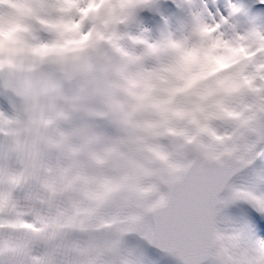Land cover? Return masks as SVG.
<instances>
[{
    "label": "clouds",
    "instance_id": "obj_1",
    "mask_svg": "<svg viewBox=\"0 0 264 264\" xmlns=\"http://www.w3.org/2000/svg\"><path fill=\"white\" fill-rule=\"evenodd\" d=\"M165 3L0 0V264H133L127 231L264 128V18Z\"/></svg>",
    "mask_w": 264,
    "mask_h": 264
},
{
    "label": "snow or ice",
    "instance_id": "obj_2",
    "mask_svg": "<svg viewBox=\"0 0 264 264\" xmlns=\"http://www.w3.org/2000/svg\"><path fill=\"white\" fill-rule=\"evenodd\" d=\"M166 4L161 7L164 14L168 11ZM257 5L261 7L257 8ZM203 6L207 9L206 15L210 23H219L237 8L241 15L246 13L248 17L264 18V0H204ZM254 167H260L264 171L262 162H257ZM243 178L254 179L251 174ZM241 223L250 234L260 236L264 232V210L248 205L243 210ZM204 227L205 216L199 200L181 194L172 211L141 229L146 236L141 244L146 254L151 255L155 250L163 249L176 255L182 264H199L191 252L201 242Z\"/></svg>",
    "mask_w": 264,
    "mask_h": 264
},
{
    "label": "rangeland",
    "instance_id": "obj_3",
    "mask_svg": "<svg viewBox=\"0 0 264 264\" xmlns=\"http://www.w3.org/2000/svg\"><path fill=\"white\" fill-rule=\"evenodd\" d=\"M165 8L168 9L169 14L176 10L175 5L172 3L165 6ZM144 15L146 22L149 24L148 20L153 19V17L148 13ZM156 19L158 20L159 18L157 17ZM262 137H264V128L257 127L250 130L241 140L236 155L237 159L252 164V169L244 177H247L249 174L254 177L251 180L242 177L237 180L238 183L243 186L250 181L251 183H255V185H250V189L247 191V199L241 200L244 208L251 205L264 210V171L260 167H254L257 165V162L264 163V159H262L264 158V139ZM250 153L253 156L251 161L247 162ZM239 189L241 187L237 188L236 191H239ZM236 199L241 198L236 197ZM230 200L231 197L228 196L227 201ZM228 223L218 217V225L215 231L217 264H264V248L261 245L264 243V236L250 234L245 230L242 223L235 218L231 220V223ZM149 224L148 218L137 222V226L130 228L126 233V238L121 242L128 255L134 257L133 264H157L156 259L151 260L145 257L148 254L143 252L141 244V240L146 238L145 233L141 229ZM134 240H138L137 243H133ZM164 259L167 262L174 261L167 257Z\"/></svg>",
    "mask_w": 264,
    "mask_h": 264
},
{
    "label": "water",
    "instance_id": "obj_4",
    "mask_svg": "<svg viewBox=\"0 0 264 264\" xmlns=\"http://www.w3.org/2000/svg\"><path fill=\"white\" fill-rule=\"evenodd\" d=\"M252 169V164L238 160L236 157L226 158L220 165L198 173L194 188L187 191H194L196 198L201 204L205 216V227L199 245L192 250L193 255L199 264H217L215 231L218 223V213L221 209V199L228 194L231 185L239 178L245 176ZM210 217V221H209ZM150 223L156 219L149 217ZM160 256L175 260L182 264V261L174 254L163 249L155 250Z\"/></svg>",
    "mask_w": 264,
    "mask_h": 264
},
{
    "label": "bare ground",
    "instance_id": "obj_5",
    "mask_svg": "<svg viewBox=\"0 0 264 264\" xmlns=\"http://www.w3.org/2000/svg\"><path fill=\"white\" fill-rule=\"evenodd\" d=\"M171 3V0H168V3L165 6H168ZM258 7H261L260 5H258ZM165 15H169V12H165ZM149 25L152 24L153 19H149L148 20ZM252 154H249V158L247 160L251 161L252 158ZM249 184V186H248ZM250 185H255V183H251V181L247 184H245L244 186L242 184H239L238 181L234 182L232 184V186L230 187L229 191H228V195L226 197H224V199L222 200V204H221V209L219 212L218 217L220 219L225 220V222H229L231 223V220H233L234 218L236 220H239V222H241V216L244 210L243 204L241 202V200L247 199V191L250 189ZM239 191H236L237 188H240ZM255 190V189H254ZM256 192V190H255ZM259 194V193H258ZM230 196L231 200L227 201V197ZM236 197L241 198V199H236ZM235 210V212H234ZM233 215H235L233 217ZM238 222V221H237ZM228 223V224H229ZM264 236V234H261ZM138 240H134L133 243H137ZM262 247L264 248V243L261 244ZM144 252V250H143ZM145 257L150 258L151 260H157L158 264H176L174 263V261L171 262H167L163 257H159L158 255L156 256L155 252H153L151 255H145Z\"/></svg>",
    "mask_w": 264,
    "mask_h": 264
}]
</instances>
